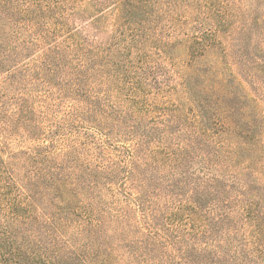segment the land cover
I'll return each mask as SVG.
<instances>
[{
    "label": "rangeland",
    "instance_id": "obj_1",
    "mask_svg": "<svg viewBox=\"0 0 264 264\" xmlns=\"http://www.w3.org/2000/svg\"><path fill=\"white\" fill-rule=\"evenodd\" d=\"M0 239L264 264V0H0Z\"/></svg>",
    "mask_w": 264,
    "mask_h": 264
},
{
    "label": "trees",
    "instance_id": "obj_2",
    "mask_svg": "<svg viewBox=\"0 0 264 264\" xmlns=\"http://www.w3.org/2000/svg\"><path fill=\"white\" fill-rule=\"evenodd\" d=\"M15 221H16V219H15ZM6 236V235H5ZM0 241H1V239H0ZM2 250V249H1ZM15 264H17V262H15Z\"/></svg>",
    "mask_w": 264,
    "mask_h": 264
}]
</instances>
